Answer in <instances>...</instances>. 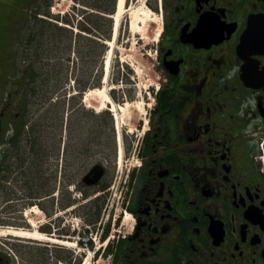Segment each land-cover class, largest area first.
I'll return each instance as SVG.
<instances>
[{
	"label": "flooded vegetation",
	"instance_id": "1",
	"mask_svg": "<svg viewBox=\"0 0 264 264\" xmlns=\"http://www.w3.org/2000/svg\"><path fill=\"white\" fill-rule=\"evenodd\" d=\"M161 14L140 141L40 151L38 230L55 242L28 258L0 236V264H264V0H162ZM13 67L0 59L4 170L26 163Z\"/></svg>",
	"mask_w": 264,
	"mask_h": 264
},
{
	"label": "rangeland",
	"instance_id": "2",
	"mask_svg": "<svg viewBox=\"0 0 264 264\" xmlns=\"http://www.w3.org/2000/svg\"><path fill=\"white\" fill-rule=\"evenodd\" d=\"M74 6L75 1L73 0H0V58L8 59L12 50L16 57L15 61L18 62L17 69L12 74L20 76L22 64L29 58L34 59L35 52L42 58L48 54L45 48H55L56 44L57 48L61 49L68 44V31H51L54 29V24L58 22L55 19L56 15L69 14L74 25L79 20L80 25L88 26L84 19H81L80 11L83 7L77 4L75 9ZM161 7L162 0H124L122 6L116 8L113 15L111 38L106 44L107 51L99 56V60L102 59L99 67L103 71V78L106 76L101 82L100 89L102 90L95 95L93 101L89 102L90 104L83 101V105L87 106L83 107L84 110L86 109L85 112L77 111L76 105L65 106L62 114L63 120L57 123L54 134L46 136L41 142L47 151L45 153L47 156L51 155L59 141L72 142L76 156L78 152L87 148L88 144L94 147L102 145L105 150H109L110 145L118 144L121 139L133 140V146L140 141L142 126L139 124L147 116L146 111L148 105L152 103L153 91L158 83V74L154 65L156 45L163 26ZM36 12L40 14L36 16ZM39 16L45 18L49 24L41 22ZM78 29L74 28V32ZM83 34L86 33L83 32ZM96 39L105 41L98 35ZM39 42L43 43L40 49L38 48ZM75 46L80 51V55L77 52L73 54L66 51L65 48L58 53L57 49L58 57L66 60L65 65L67 66V69L59 75L64 83L63 89L58 94L60 93L65 99H69L72 96L71 93L75 92L72 82L73 74L77 66H82V60L86 59L87 51L90 49L88 41L83 38L78 40ZM97 52H99L98 48ZM52 54H55V49ZM68 58L70 61H67ZM107 60L110 64L108 70L107 67L105 70ZM43 77L44 75L41 76ZM30 78L29 75L26 77L22 88H26V84L31 85L29 84ZM52 84L37 86V93L41 95L55 91ZM41 104V101L36 98L31 112L41 110ZM106 110L109 114L101 113ZM27 158V163L33 160L29 154ZM36 162L37 160L34 161L35 164ZM25 167L27 166L25 165L22 169L24 170ZM20 171L21 169L16 168V171L10 175L11 179L0 182V221H2L0 222V235L11 237L12 242L17 244V248H21L30 258L43 251L39 244L46 239L19 237L12 233L10 235L7 231L8 229L30 231L36 228L40 233L37 226L42 221L43 213L38 206V200L33 197L44 196L47 192L39 187L38 182H36V190L34 183L20 174ZM51 198L52 194L45 196L41 202L47 206L46 200ZM33 207H36L37 211L32 212ZM25 213L36 221V227L27 221L28 216ZM80 254L76 250V258H79ZM80 263L100 264V261H93L86 253L83 254Z\"/></svg>",
	"mask_w": 264,
	"mask_h": 264
},
{
	"label": "trees",
	"instance_id": "3",
	"mask_svg": "<svg viewBox=\"0 0 264 264\" xmlns=\"http://www.w3.org/2000/svg\"><path fill=\"white\" fill-rule=\"evenodd\" d=\"M75 2L85 6L87 9L80 11V15H82V19L87 23L88 26L80 25L77 23V27L88 33L90 36H84L81 33H77L75 35V43L80 39H85L88 41V45L90 49L87 51V57L85 60H82V66L76 67V72L73 74L74 80V89L77 91V94L72 95L69 99H65V97L58 92L63 89V83L59 75L67 66L65 65L66 60H63L62 57H58V53L60 50L64 48L66 51H70L72 47V38L73 31L64 29L63 26H54L55 30H63L69 32L68 44L64 45V48H57L55 44L54 47H47L45 51L48 53L47 56H43L41 58L37 52L34 54V59H30L25 61V65L22 69L25 77L28 75L31 77L29 84L26 88H22L23 83L20 85L18 83L17 93H15L14 101L18 105L22 102V122L20 125L11 133V140L13 143H19V150L22 151V154L26 156L25 169L23 170L21 167L20 174L28 177L34 185L35 189L36 182H38L37 177V163L35 164L36 157L40 151L43 153H47L46 149H44L41 144L48 135L54 134V130L56 129L57 123H61L63 120L62 114L64 113L65 106L68 105L72 107V105H76V109L79 112H85L82 104H81V95L88 88L99 87L101 85V76L102 70L101 67V58L99 60V56L103 55L106 50V46L104 43H101L99 40L95 39L93 36H97L102 39H108L110 37L112 19L109 15L114 13L115 2L116 0H75ZM75 8V7H73ZM76 9V8H75ZM37 13V12H36ZM57 20L69 24L73 26L71 22V18L68 15H64L62 17L57 16ZM43 23L49 24L45 20H41ZM100 22V24H98ZM46 30V29H45ZM42 38V37H41ZM43 46L39 42L38 48ZM97 48L99 52L96 53ZM40 49V48H39ZM55 49V54L52 52ZM44 50H42L43 52ZM75 53L77 52L80 55V51L74 48ZM51 54V55H50ZM44 59V60H43ZM67 61H70L69 58ZM99 63V65H98ZM96 65H98L96 67ZM99 67V68H98ZM41 78V76H43ZM68 78L66 77V80ZM53 81V82H52ZM53 83L52 85L55 87V91L47 92L49 94H41L37 93V86L41 84ZM38 98L41 101V110H36L33 113L31 112L32 105L34 104V100ZM28 113V117L26 114ZM108 114V112H106ZM51 129V131H49ZM28 154L32 156L33 160L27 163ZM35 157V159H34ZM3 168H0L2 170ZM15 171L14 166L11 168H6L2 177L10 178V175ZM38 185V184H37ZM33 197V199H36Z\"/></svg>",
	"mask_w": 264,
	"mask_h": 264
},
{
	"label": "bare ground",
	"instance_id": "4",
	"mask_svg": "<svg viewBox=\"0 0 264 264\" xmlns=\"http://www.w3.org/2000/svg\"><path fill=\"white\" fill-rule=\"evenodd\" d=\"M124 3V0H118V3H117V7L120 8L122 6V4ZM107 70H108V67H109V64H110V61L107 60L106 61V64L107 65ZM106 70V69H105ZM106 77V76H105ZM104 77V78H105ZM102 89L100 88H94V89H90L88 90L85 95H84V98H83V101L84 102H90V101H93L95 95H97V93H99ZM92 103V102H91ZM90 104V103H89ZM32 212H35L37 211V208L36 207H33L31 209ZM25 215L28 216L27 213H25ZM27 221L29 223H31L32 226H35L36 227V221L34 219H32L30 216H28V219ZM8 234L10 235H15V236H19V237H27V238H32V239H36V240H42V239H45V236L42 235L41 233H39L36 228H32L30 231H24V230H9L7 231ZM12 233V234H11Z\"/></svg>",
	"mask_w": 264,
	"mask_h": 264
}]
</instances>
